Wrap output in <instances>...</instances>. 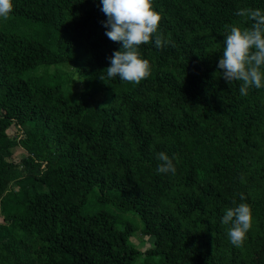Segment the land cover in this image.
Instances as JSON below:
<instances>
[{
    "label": "trees",
    "instance_id": "obj_1",
    "mask_svg": "<svg viewBox=\"0 0 264 264\" xmlns=\"http://www.w3.org/2000/svg\"><path fill=\"white\" fill-rule=\"evenodd\" d=\"M13 4L0 18V264H264V89L242 96L217 72L225 25L264 0H152L172 43L140 47L139 84L100 79L122 48L101 0ZM159 152L175 174L157 173ZM240 203L253 223L237 248L222 218Z\"/></svg>",
    "mask_w": 264,
    "mask_h": 264
},
{
    "label": "clouds",
    "instance_id": "obj_2",
    "mask_svg": "<svg viewBox=\"0 0 264 264\" xmlns=\"http://www.w3.org/2000/svg\"><path fill=\"white\" fill-rule=\"evenodd\" d=\"M101 4L107 17L102 22L107 29L105 34L111 41L122 43V48L108 57L110 66L102 71L106 77L101 75L100 79L118 77L123 82L139 84L150 75L149 62L141 57L140 47L153 41L156 48L172 43L158 30L161 15L154 10L152 0H101ZM13 9V0H0V18L7 19ZM236 15L246 26L225 25L227 34L217 72L229 85L240 82V94L246 96L251 88L264 89V10L246 7ZM156 158L158 174H175L174 158L165 152H159ZM240 196L245 199L242 193ZM252 223L247 203L225 209L222 224L233 246H243Z\"/></svg>",
    "mask_w": 264,
    "mask_h": 264
},
{
    "label": "rangeland",
    "instance_id": "obj_3",
    "mask_svg": "<svg viewBox=\"0 0 264 264\" xmlns=\"http://www.w3.org/2000/svg\"><path fill=\"white\" fill-rule=\"evenodd\" d=\"M71 89L74 92H77L80 89V82L77 81V76H74V82H73V84H71ZM96 98L101 99L102 95L98 94V95H96ZM15 131H16V127L12 125L7 130V133L10 136H13ZM4 153L6 154V156L8 157L9 160L14 161V162L19 161V159L21 157H23L25 154L24 150L20 146H15L9 150H6ZM1 221H2V219L0 217V222ZM132 241L135 244V247L138 248L139 250H142V251H144L145 249L149 248L152 245V242L148 237H141V238L133 237Z\"/></svg>",
    "mask_w": 264,
    "mask_h": 264
}]
</instances>
